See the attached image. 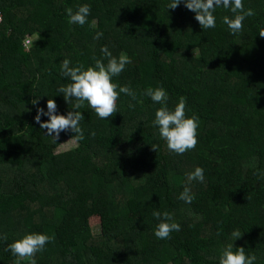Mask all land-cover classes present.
I'll return each instance as SVG.
<instances>
[{
  "label": "trees",
  "instance_id": "1",
  "mask_svg": "<svg viewBox=\"0 0 264 264\" xmlns=\"http://www.w3.org/2000/svg\"><path fill=\"white\" fill-rule=\"evenodd\" d=\"M170 3L0 0V264H14L8 245L33 232L54 236L37 264H219L230 243L264 264V0H242L255 15L236 34L223 23L230 9L218 7L216 26L203 29L183 0ZM84 4L87 22L69 23L66 9ZM105 45L131 59L113 82L136 99L120 93L108 119L85 101L84 139L60 152L74 133L54 143L37 108L52 98L58 114L75 111L57 92L71 82L61 65L107 64ZM157 87L170 109L185 97L186 116H199L198 143L182 155L152 123L161 105L145 92ZM198 166L204 181L189 182ZM185 186L191 203L179 199ZM153 211L170 213L180 231L158 239Z\"/></svg>",
  "mask_w": 264,
  "mask_h": 264
},
{
  "label": "clouds",
  "instance_id": "2",
  "mask_svg": "<svg viewBox=\"0 0 264 264\" xmlns=\"http://www.w3.org/2000/svg\"><path fill=\"white\" fill-rule=\"evenodd\" d=\"M180 3L181 0H171L167 7L168 9H175ZM183 3L187 9L195 13V19L203 29L216 26L214 12L220 6L230 9L234 14V18L223 17V23L228 26L233 34L242 30L243 21L247 17L255 15L253 9L244 8L242 0H183ZM90 10V6L87 4L78 6L75 12L71 8L66 9L69 23L83 26L87 22ZM259 35L264 38V28L259 31ZM101 52L107 58V64L101 59H95L94 66L85 68L83 64L70 66V61L65 59L61 65L62 76L70 79L71 82L58 88L57 92L62 93L67 102L75 99L76 102L72 107L75 111H68L67 115L58 114L57 104L52 98L47 100L46 112L44 108H37L35 121L42 129L47 130V135L53 138L54 143L58 141L62 131L69 130L74 133L71 138L77 141L84 139V132L80 127V121L84 119V116L80 109L84 107L85 101L99 118L108 119L117 112L116 102L120 93H125L132 99H136V93L129 86L119 87V91H117L118 85L113 82V77L118 76L125 66L131 63V59L123 53L119 57L113 56L106 45L101 48ZM145 95L149 96L154 103L161 105L156 110L155 119L152 123L154 126H158L159 135L166 141L168 149L179 155L194 149L198 143L199 116L196 114L186 116V98L180 97L175 108L170 109L167 106L168 93L163 87L148 88ZM38 99L34 98L32 103L37 104ZM41 115H45L49 119L41 121ZM152 148L158 150V146L152 145ZM187 179L189 182L193 180L203 182L204 169L199 166L196 167L193 172L187 174ZM179 199L191 203L194 194L189 187L185 186ZM153 216L160 221L155 230V236L158 239H168L173 231H180V225L173 220L170 213L161 214L159 211H153ZM232 235L237 239L242 234L239 231H234ZM2 238L7 240V235L5 234ZM53 239L54 236L44 233H27L9 244L8 250L17 257L14 264H21L25 259L27 264H37L36 253L42 252L45 245ZM233 248V243H230L223 249L219 264H254L256 261V255L246 254L244 247H235V251Z\"/></svg>",
  "mask_w": 264,
  "mask_h": 264
},
{
  "label": "rangeland",
  "instance_id": "3",
  "mask_svg": "<svg viewBox=\"0 0 264 264\" xmlns=\"http://www.w3.org/2000/svg\"><path fill=\"white\" fill-rule=\"evenodd\" d=\"M33 38V37H32ZM32 38H28L29 41H32ZM34 39H36V37H34ZM29 44V42L27 43V45ZM77 146V141L76 140H65L62 147L59 149L60 152H64L67 151L71 148H74ZM100 226H95L93 228V233L95 235H98L100 233Z\"/></svg>",
  "mask_w": 264,
  "mask_h": 264
},
{
  "label": "built area",
  "instance_id": "4",
  "mask_svg": "<svg viewBox=\"0 0 264 264\" xmlns=\"http://www.w3.org/2000/svg\"><path fill=\"white\" fill-rule=\"evenodd\" d=\"M0 18H2V19H0V25L3 23V14H2V11L0 10Z\"/></svg>",
  "mask_w": 264,
  "mask_h": 264
},
{
  "label": "crops",
  "instance_id": "5",
  "mask_svg": "<svg viewBox=\"0 0 264 264\" xmlns=\"http://www.w3.org/2000/svg\"><path fill=\"white\" fill-rule=\"evenodd\" d=\"M3 14V13H2Z\"/></svg>",
  "mask_w": 264,
  "mask_h": 264
}]
</instances>
